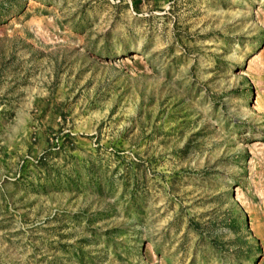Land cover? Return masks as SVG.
I'll list each match as a JSON object with an SVG mask.
<instances>
[{
  "label": "rangeland",
  "instance_id": "1",
  "mask_svg": "<svg viewBox=\"0 0 264 264\" xmlns=\"http://www.w3.org/2000/svg\"><path fill=\"white\" fill-rule=\"evenodd\" d=\"M264 0H0V264H264Z\"/></svg>",
  "mask_w": 264,
  "mask_h": 264
},
{
  "label": "bare ground",
  "instance_id": "2",
  "mask_svg": "<svg viewBox=\"0 0 264 264\" xmlns=\"http://www.w3.org/2000/svg\"><path fill=\"white\" fill-rule=\"evenodd\" d=\"M264 105V104H263Z\"/></svg>",
  "mask_w": 264,
  "mask_h": 264
}]
</instances>
